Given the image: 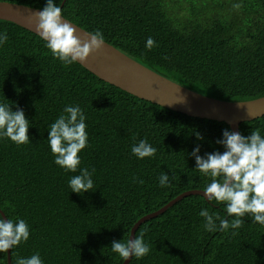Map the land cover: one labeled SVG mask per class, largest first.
Here are the masks:
<instances>
[{
	"label": "trees",
	"instance_id": "trees-1",
	"mask_svg": "<svg viewBox=\"0 0 264 264\" xmlns=\"http://www.w3.org/2000/svg\"><path fill=\"white\" fill-rule=\"evenodd\" d=\"M42 10L46 0H0ZM62 16L138 63L187 89L223 102L264 98V0H56ZM8 41L0 47V102L22 109L31 143L0 141V210L30 226L27 244L11 262L39 252L44 264H124L110 249L145 216L210 182L190 155L223 152L225 123L192 118L139 99L75 64L65 67L44 42L0 20ZM151 37L156 46L146 48ZM6 99L8 101H6ZM87 117L89 148L82 167L93 173L94 193H71L54 163L48 128L66 105ZM264 135V116L240 125V134ZM203 140H197L195 133ZM147 139L154 158L137 159L131 147ZM170 176L162 188L159 176ZM135 178V182L134 179ZM142 180L143 183L139 181ZM202 208L231 219L222 204L189 196L143 223L150 253L130 264H264V227L248 217L239 229L208 232ZM0 216H2L0 214ZM217 223H219L217 221ZM135 235V236H136ZM0 264L8 253H0Z\"/></svg>",
	"mask_w": 264,
	"mask_h": 264
},
{
	"label": "clouds",
	"instance_id": "clouds-1",
	"mask_svg": "<svg viewBox=\"0 0 264 264\" xmlns=\"http://www.w3.org/2000/svg\"><path fill=\"white\" fill-rule=\"evenodd\" d=\"M36 16L37 34L53 58L65 67L87 62L93 52H99L104 46L100 30L88 33L82 39L77 34V28L63 19L62 9L56 0H46L45 7ZM7 41L6 30L0 31V47ZM145 46L151 50L156 42L148 37ZM86 119L79 105L69 104L64 106L47 131V142L54 163L65 172L78 173L69 179L68 186L71 193L81 196L94 193L95 170L89 171L87 167H82L81 159L83 151L91 146ZM30 125L22 109L16 106L13 111L11 102H0V141L10 140L17 146L31 143L28 134ZM195 135L197 140H203L198 132ZM217 143L222 146L223 152L201 156V148L197 145L190 153L195 159V171L210 181L203 188V197L214 205L222 204L227 216L231 218H221L202 208L199 215L204 218V229L208 232H226L231 229L235 234V230L245 222V217L264 227V135L260 130H252L248 136L225 130L223 138ZM156 152L157 149L146 138L131 147V153L140 160L154 158ZM158 180L162 188L172 186L170 176L164 172ZM139 182L143 183L142 180ZM29 239L30 226L26 220H14L9 216L5 220L0 216V253L7 254L10 249L14 253L20 245L27 244ZM110 249L124 262L130 258L139 260L150 253V245L143 233L134 239L129 235L122 241H113ZM15 264H44V261L40 253L36 252L26 258L17 257Z\"/></svg>",
	"mask_w": 264,
	"mask_h": 264
},
{
	"label": "water",
	"instance_id": "water-1",
	"mask_svg": "<svg viewBox=\"0 0 264 264\" xmlns=\"http://www.w3.org/2000/svg\"><path fill=\"white\" fill-rule=\"evenodd\" d=\"M38 11L40 10L23 5L0 2V20L16 24L35 35H38ZM63 19L77 28V34L82 39L89 33L64 17ZM79 64L100 80L139 99L192 118L225 123L233 132L240 133L241 124L264 116V98L247 102H223L208 98L157 74L106 42L99 52L90 55L87 62ZM189 196L203 197L204 194L202 191L184 193L159 211L142 218L130 235L134 239L143 223L164 214ZM0 214L7 220L1 210ZM131 259L124 264H130ZM8 263L12 264L11 249L8 252Z\"/></svg>",
	"mask_w": 264,
	"mask_h": 264
}]
</instances>
